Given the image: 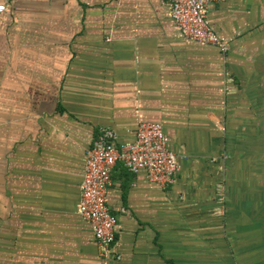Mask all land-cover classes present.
Wrapping results in <instances>:
<instances>
[{
	"label": "crops",
	"instance_id": "0c3cea01",
	"mask_svg": "<svg viewBox=\"0 0 264 264\" xmlns=\"http://www.w3.org/2000/svg\"><path fill=\"white\" fill-rule=\"evenodd\" d=\"M169 12L164 0H11L0 13V264H264V0L207 7L225 55L182 40ZM140 121L159 122L185 160L167 189L116 162L104 260L78 213L84 152L98 130L121 142ZM221 151L237 256L234 242L201 240Z\"/></svg>",
	"mask_w": 264,
	"mask_h": 264
},
{
	"label": "built area",
	"instance_id": "2783aa9c",
	"mask_svg": "<svg viewBox=\"0 0 264 264\" xmlns=\"http://www.w3.org/2000/svg\"><path fill=\"white\" fill-rule=\"evenodd\" d=\"M164 1L169 6V18L182 40L214 47L221 55L227 53L226 44L206 19L207 7L221 0ZM10 2H0V13L6 10ZM181 160H185V157L173 152L159 122H138L133 136L121 142L117 141L111 129L98 130L83 156L78 213L92 232L100 258H113L111 247L115 240L117 220L107 207L105 192L116 162H120L128 172H144L158 188L167 189L174 183Z\"/></svg>",
	"mask_w": 264,
	"mask_h": 264
},
{
	"label": "rangeland",
	"instance_id": "374dc122",
	"mask_svg": "<svg viewBox=\"0 0 264 264\" xmlns=\"http://www.w3.org/2000/svg\"><path fill=\"white\" fill-rule=\"evenodd\" d=\"M229 159V154L225 152H220L218 154H209V163L213 164V166L216 165V167H212V172L217 176V180L214 184V193L212 194V200L210 204V210L212 213V217L210 219L214 220V227H209L208 229H204V231L201 232V240L208 242V240L212 241H219V244H222V246H227L229 243L233 244L234 242V250L231 249L230 253L233 256H237V248L235 247L237 244H239V240L235 239L234 241L230 240L231 236L227 233V226L225 222V212H226V196L225 193V171H226V162ZM264 182V181H262ZM253 190V189H252ZM254 193L257 191L254 190ZM259 193V191H258ZM203 228H205L206 225L203 224ZM205 232V233H204ZM211 232H217L215 234L214 238H211L212 235ZM233 238V237H232ZM231 238V239H232ZM232 247V245H231ZM228 249H222V251H227ZM229 253V255H230ZM230 255V256H231Z\"/></svg>",
	"mask_w": 264,
	"mask_h": 264
}]
</instances>
